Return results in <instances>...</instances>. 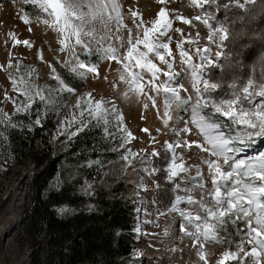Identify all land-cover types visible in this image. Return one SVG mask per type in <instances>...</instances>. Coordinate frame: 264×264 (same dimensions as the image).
Segmentation results:
<instances>
[{"label":"snow or ice","instance_id":"snow-or-ice-1","mask_svg":"<svg viewBox=\"0 0 264 264\" xmlns=\"http://www.w3.org/2000/svg\"><path fill=\"white\" fill-rule=\"evenodd\" d=\"M23 2L35 6L37 13L51 17L50 22L43 18L38 19V22L58 34V51L69 53L64 61H57L62 64L68 77L83 82L91 74L93 81H96L100 77L99 63L107 60L109 72H112L111 64L114 62L117 67L112 87H116L117 82L126 85L121 99L127 100L134 95L139 101L143 97V110L147 111L150 102L165 128L173 119V111L179 113L177 123L181 120L184 123L182 128L169 129L177 137L175 141L165 140L160 149L154 147L150 154L141 149L144 155L137 160L138 153L127 147L136 137L124 124L123 113L118 111L110 99H94L92 93L88 92L78 98L75 105L81 116L87 113L88 121L80 122V127L75 131L70 130L71 125L67 121H62L61 135L67 134L71 139L85 131L94 121L97 126H103L106 137L121 140L124 153L120 160L125 173L130 168L138 176L143 172L153 177L163 171L166 174L165 181L174 184L172 191H183L185 195L175 196L171 204L160 211V215L176 212L181 216V232L192 239L194 248L199 247L197 256L204 264H208V261L204 252L205 245L201 241L229 246L216 264H236L237 261L239 264H264V150L255 149V145L264 140V47L254 60L246 63L243 53L252 44L241 43L248 40L249 36L264 40V32L254 26V21L258 23L259 17H264V11L257 17L249 7L264 3V0H190L200 15L191 19L182 15L175 18L188 25L196 20L204 25L208 34L203 48L184 47L185 43L198 44V32L196 40L184 38L177 42L176 54L179 55L181 65L179 71H176V55L170 46L169 33L173 19L169 9L164 6L150 21V26L144 22L138 10L130 9L137 34L133 36L131 29L128 30L127 47L121 55L116 43L101 44L89 30L97 22L104 25L108 34L112 33L110 23L113 21L117 25V32L126 27L117 0ZM158 3L165 5L168 0H158ZM20 19L25 24L31 23L27 11ZM29 31L32 29L29 28ZM176 31L183 35L181 29ZM9 35L15 39L13 33ZM116 39L119 47H123L122 38L117 36ZM16 43L21 42L16 40ZM22 43L29 48L32 46L28 40ZM212 46L216 48L214 54ZM93 56L97 59L93 60ZM194 56L198 58L195 61ZM38 58L43 59L39 55ZM11 59L10 53L8 67H12ZM21 67L17 61V75H9L12 90L17 93V97H9L5 93V100L12 102L14 112L10 115L0 109V122L6 127H17L12 122V115L31 117L33 106L39 101L44 107V116L38 114L34 121L30 119L31 131L33 125L42 126L43 118L50 110L44 91L51 92L56 102L62 99L64 93H73L76 88L66 82L64 77L55 74L54 69L50 79L56 81L57 88L52 89L47 84L37 87L34 82L35 69L32 68L25 76L20 72ZM185 74L189 76L191 92L180 83ZM104 79L107 81V75ZM161 97L162 115L157 105V98ZM106 103H112V107H105ZM141 119H144L143 112ZM71 123H77L76 119L73 118ZM110 124L114 132L110 131ZM193 128L202 139H187V136L194 134ZM254 129L258 131L253 132ZM141 131L149 135L150 146L156 142V137L148 128ZM160 131L156 129L157 134ZM181 133L185 134L183 138ZM178 148L187 152L195 148L207 153L208 158H201L200 163L207 167L211 189L207 187L204 173L197 164L192 165L196 168V174L183 180L189 187L180 189L174 183L182 173L189 172L183 156L177 154ZM157 159L164 161L163 168L156 164ZM178 160L180 163H177ZM154 183L159 189V182ZM136 187L137 190L145 187L143 177H139ZM196 190L201 193L199 199L193 195ZM153 202L156 203L155 198ZM181 204H187L188 210L182 209ZM58 211L65 213L68 209L62 207ZM189 228L192 231H188ZM135 231L141 234L139 223ZM245 243L250 245L249 250H245ZM233 245L235 251L231 248Z\"/></svg>","mask_w":264,"mask_h":264},{"label":"rangeland","instance_id":"rangeland-1","mask_svg":"<svg viewBox=\"0 0 264 264\" xmlns=\"http://www.w3.org/2000/svg\"><path fill=\"white\" fill-rule=\"evenodd\" d=\"M80 2V0H75ZM120 6V12L122 14V20L126 27L120 28L119 32L116 31L117 25L113 21L110 23L112 33L108 34L104 25L97 22L93 25L90 31L95 35L97 41L101 44L116 43L119 53L122 55L127 47L128 30L131 29L133 36L137 34V29L133 24L131 10H138L145 23H149L153 20L159 11L164 6L169 9L170 15L173 19L172 30L169 33L171 37V48L176 55V71L180 70V58L176 54L177 42L184 38L190 40H196L197 32L199 33V42L197 45L184 44L187 49L189 47H201L203 48L206 43L207 29L204 25L196 20H192L191 25L184 24L180 20H177L176 16H184L191 19L197 15H200L199 10L193 7L190 0H168V3L161 5L158 0H117ZM262 4V3H260ZM259 4V5H260ZM86 10V9H85ZM172 10H175L174 12ZM28 12L31 18L30 24L22 22L20 17ZM115 16V13L112 14ZM223 12L221 13V16ZM48 19L51 21V17L43 16L37 13L35 6L28 4L25 5L23 0H0V109L4 113L13 114V104L9 100H5V93L9 97L16 98L17 93L12 90V84L9 80V75H17L16 64L19 61L22 65L20 72L27 76V73L32 68L35 69L34 82L37 87H43L45 84L50 85L52 89L57 88L55 80L50 79L54 74L52 69L55 70V74H59L64 77L66 82V71L62 67V64L57 61H64L69 55L68 52H59V44L57 43L58 34L46 25L39 23L38 19ZM139 21H137L138 23ZM29 28L32 31H29ZM176 29H181V32H177ZM142 32V29H141ZM13 33L15 39L9 35ZM117 36L122 38L123 47H119L117 42ZM103 37V39H101ZM19 40L21 43H16ZM28 40L31 41L32 46L26 47L22 42ZM213 54L216 51L215 46H212ZM12 54V67H8L9 54ZM254 54V53H253ZM251 54L250 56H252ZM42 56V60L38 58ZM249 56V57H250ZM84 58V57H82ZM214 58V57H213ZM93 60L97 57L93 56ZM198 58L194 56V61ZM49 64L51 67H49ZM31 66V67H28ZM117 65L113 62L111 64L112 72H109V62L107 60L99 63L100 77L98 80L93 81L91 74L88 78L81 82L74 78V82L80 83V87L76 88L73 93H68L67 99L54 102V96L51 92L44 91L43 95L45 100L50 104H58L59 108L56 113V118L53 123V127L49 132V138L57 140L58 144L62 145L64 142L69 140L67 134L61 135V122L67 121L71 127V131H75L76 128L80 127V122H87L88 115L85 113L81 116L79 109L75 107L77 99L84 96L85 93L91 92L94 99H100L104 97L106 100H111L112 103L118 108V111L123 113L124 124L127 129L136 137L130 144L127 145L133 152L138 153L137 158L144 155L141 149H145L148 154L152 152L155 147L160 149L164 144L165 140L175 141L177 137L169 131L170 128H182L184 126L181 120L177 123L176 117L179 115L177 111H173L172 121L169 122L168 127L165 128L162 121L157 118L156 109L151 107L149 102V108L147 111L143 110V97L138 101L133 95L127 100L121 99V94L125 92L126 85L117 82L116 87H112L111 82L115 78V69ZM107 75V81L104 77ZM163 79V77H161ZM69 83V82H68ZM180 83L192 91L189 76L183 75ZM184 95V93H181ZM22 99V98H20ZM19 103V99H18ZM112 103H106L105 107L111 108ZM157 105L160 107L161 115L163 114L162 97L157 98ZM143 112L144 119H141V113ZM44 114V107L40 110L39 115ZM190 116V113H189ZM13 117V115H12ZM73 118L76 119L77 123H71ZM187 118V117H185ZM4 123L0 122V144L5 141L2 128ZM67 126V125H66ZM110 129L114 132L111 124ZM191 127V125H189ZM143 128H148L151 134L156 137V142L150 146V137L147 133L141 131ZM156 129H160V134H157ZM193 128V135L187 136L188 140H199L202 139L195 134ZM253 132L258 129L252 130ZM185 134L181 133L183 138ZM114 150L120 152V157L123 155L124 150L121 149V140L113 139ZM256 150H264V140H260ZM178 155L183 156V162L185 167L189 168V172L182 173L180 177L175 180V184L179 185L180 189L189 187L190 185L183 182L188 176H194L196 174V168L192 167L193 164L199 165L203 171V179L209 189H211V178L208 175L207 167L200 163L201 158L207 159V153L200 152L199 149L193 148L191 152L184 151L181 148L176 149ZM177 163H180L178 160ZM29 163L25 161L20 166H14L11 164L9 157L0 154V235L1 230L3 234L0 236V264H25L26 258V247H22L16 242V240L9 235L7 231V224L11 222L12 218L15 217L17 201H20V180L27 170ZM138 166V165H137ZM122 169V166H121ZM122 173L125 171L122 169ZM130 179L139 182V177H143L144 188L140 189L137 195V218L141 234H137V240L134 244V250L132 252V264H204L203 261L198 259L197 253L200 251L199 247H193V241L189 237L185 236L180 229V225L183 222L181 216L176 212H170L167 215H160V211L166 209L169 205L165 206V199L169 195L170 190L174 187L173 183H167L163 177H159L160 174L149 177L143 172L139 173V176L128 169L127 172ZM163 181L157 189L154 181ZM173 196H184L183 191H172ZM193 195L196 199L200 198L201 193L196 190ZM156 200V203L153 200ZM162 207V208H161ZM182 209L188 210L187 204H181ZM151 221V222H149ZM137 223V224H138ZM6 233L4 234V232ZM188 231H192L191 228ZM204 243V252L207 255L208 264H216L217 260L221 257L222 253L228 250L229 246L224 244H216L212 241H201ZM245 250L250 249V245L245 243ZM232 250L235 251V246H231ZM243 255L242 253L240 254ZM264 262V258H262ZM236 264H239L237 261Z\"/></svg>","mask_w":264,"mask_h":264},{"label":"trees","instance_id":"trees-1","mask_svg":"<svg viewBox=\"0 0 264 264\" xmlns=\"http://www.w3.org/2000/svg\"><path fill=\"white\" fill-rule=\"evenodd\" d=\"M259 4L249 6L257 17L264 11V3ZM254 26L264 32V17L254 21ZM249 42L252 47L243 53L246 63L264 47V40L251 36L241 43ZM66 79L75 88L81 86L68 75ZM67 97L64 93L63 100ZM57 105L49 103L42 126L33 125L31 131L30 119L34 121L43 108L39 101L31 117L13 115L12 122L18 126L2 128L5 141L0 144V154L9 157L14 166L29 163L7 231L26 247L25 264H132L140 192L137 183L122 173L120 152L114 150V140L105 136L102 125L93 121L62 145L50 139ZM156 164L163 168L164 161L157 159ZM168 189L165 206L174 199L173 188ZM62 207L68 211L59 212Z\"/></svg>","mask_w":264,"mask_h":264},{"label":"bare ground","instance_id":"bare-ground-1","mask_svg":"<svg viewBox=\"0 0 264 264\" xmlns=\"http://www.w3.org/2000/svg\"><path fill=\"white\" fill-rule=\"evenodd\" d=\"M258 146V144L255 145V147Z\"/></svg>","mask_w":264,"mask_h":264}]
</instances>
